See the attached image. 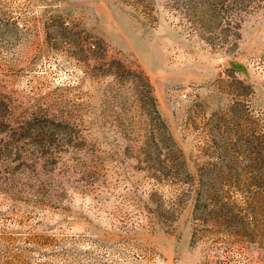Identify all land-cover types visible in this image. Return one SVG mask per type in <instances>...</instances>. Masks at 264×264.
<instances>
[{"label": "rangeland", "instance_id": "rangeland-1", "mask_svg": "<svg viewBox=\"0 0 264 264\" xmlns=\"http://www.w3.org/2000/svg\"><path fill=\"white\" fill-rule=\"evenodd\" d=\"M0 264H264V0H0Z\"/></svg>", "mask_w": 264, "mask_h": 264}]
</instances>
